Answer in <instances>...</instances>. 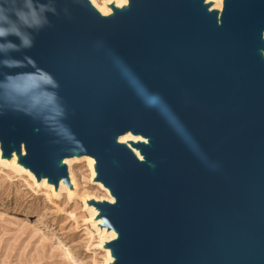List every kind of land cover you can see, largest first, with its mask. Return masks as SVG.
<instances>
[{"label": "water", "instance_id": "95a60500", "mask_svg": "<svg viewBox=\"0 0 264 264\" xmlns=\"http://www.w3.org/2000/svg\"><path fill=\"white\" fill-rule=\"evenodd\" d=\"M201 3L0 0L1 148L53 181L98 157L112 264H264V0H223L220 25Z\"/></svg>", "mask_w": 264, "mask_h": 264}, {"label": "rangeland", "instance_id": "374dc122", "mask_svg": "<svg viewBox=\"0 0 264 264\" xmlns=\"http://www.w3.org/2000/svg\"><path fill=\"white\" fill-rule=\"evenodd\" d=\"M93 1L103 7L112 0ZM84 157L78 155L70 168L77 185L70 200L65 192L57 199L49 190L37 189L26 173L0 164V264H112L110 249L100 242L102 233L84 203L111 196L97 185ZM14 191L31 199L16 197Z\"/></svg>", "mask_w": 264, "mask_h": 264}, {"label": "bare ground", "instance_id": "6f19581e", "mask_svg": "<svg viewBox=\"0 0 264 264\" xmlns=\"http://www.w3.org/2000/svg\"><path fill=\"white\" fill-rule=\"evenodd\" d=\"M89 9L98 14L100 17H112L114 11H125L128 8V0H112L111 2H107L103 7H98L94 4L93 0H85ZM202 8L205 13L214 12L216 17L217 25H220V16L223 8V0H202L201 3ZM261 41L264 44V30L261 33ZM258 57L264 61V48L256 52ZM150 138H144L140 135L133 134L132 131H129L123 136L117 137L114 141L115 145L124 147L131 156L138 162L145 164L150 172L153 173L156 168L155 161L148 160L145 153L141 150V145L148 147L149 149H153V146L150 143ZM25 156V152L23 149V144L19 145V148H15L11 143L9 146V151L4 152L1 148L0 144V164L4 168L8 170H14L15 172H24L26 173L32 180H34L37 189H46L49 190L55 198H59L62 192L68 194V200L72 199L77 194V185L73 180V176L71 175L70 168L76 160H78L77 153L75 151L69 152L67 156L61 157L55 161V165L57 168H61L65 172V178H58L56 181H53L49 177L45 176L42 172L39 175H35L31 170L27 169L24 163L21 162V158ZM98 158V157H97ZM97 158L92 157H84L82 159H87V162L91 164L93 169V176L96 177L95 172V163ZM116 166L115 163H112ZM25 165V166H24ZM97 185L103 187L106 193L111 196L110 190L105 188L101 181H97ZM1 186V185H0ZM6 189V188H5ZM16 197H28L31 195L21 193L20 191L13 192ZM48 197V196H47ZM31 199V198H30ZM84 203L87 208H89L92 212V220L94 221V226L98 227L101 236V243H111L112 241L117 240L118 234L113 228L107 227L108 221L104 218L105 212L101 211L96 205L106 203L108 205H115V199L111 196L110 199H84ZM109 252V251H108ZM111 252V251H110ZM110 263H114V259L110 260Z\"/></svg>", "mask_w": 264, "mask_h": 264}]
</instances>
